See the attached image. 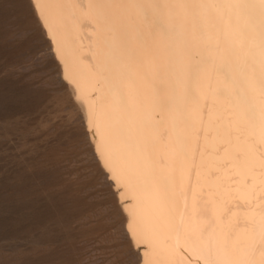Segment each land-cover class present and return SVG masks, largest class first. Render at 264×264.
I'll return each mask as SVG.
<instances>
[{
	"label": "bare ground",
	"instance_id": "obj_1",
	"mask_svg": "<svg viewBox=\"0 0 264 264\" xmlns=\"http://www.w3.org/2000/svg\"><path fill=\"white\" fill-rule=\"evenodd\" d=\"M140 264H264V0H31Z\"/></svg>",
	"mask_w": 264,
	"mask_h": 264
},
{
	"label": "rangeland",
	"instance_id": "obj_2",
	"mask_svg": "<svg viewBox=\"0 0 264 264\" xmlns=\"http://www.w3.org/2000/svg\"><path fill=\"white\" fill-rule=\"evenodd\" d=\"M0 13L5 21L0 36V66L4 69L0 73V117L43 128L46 117H52L55 124L56 116L68 105V114L78 110L86 128L84 105L75 98L73 87L61 79V65L53 53V64L44 75L15 70L21 64L35 67L31 57L36 53L29 54V45L14 39L9 27L21 19L33 21L32 4L0 0ZM46 40L52 52L51 42ZM70 98L75 105L70 104ZM59 130L56 126L27 139L28 150L20 155L15 144L4 147L0 161V262L76 264L86 258L101 264H140V246L124 238L128 218L121 203L118 214L114 212L107 221L115 227L102 226L94 218L93 189L75 182L77 173L60 153ZM87 139L90 142L88 133Z\"/></svg>",
	"mask_w": 264,
	"mask_h": 264
},
{
	"label": "snow or ice",
	"instance_id": "obj_3",
	"mask_svg": "<svg viewBox=\"0 0 264 264\" xmlns=\"http://www.w3.org/2000/svg\"><path fill=\"white\" fill-rule=\"evenodd\" d=\"M26 2L31 5V0ZM9 27L14 39L29 45V54L36 53L31 57L35 67L32 64H21L15 70L26 75L30 72L33 75H44L53 64V55L44 36V27L39 17H35L31 22L21 19ZM4 31L5 21L3 14L0 13V36L4 34ZM3 71V67L0 66V73ZM70 104L75 105V101L71 98ZM45 119L47 123L43 128L39 126L29 128L19 121H6L0 117V161L4 158V147L7 144H15L19 149L17 154H23L28 150L27 139L43 135L45 131L50 132L53 127L59 126L60 153L77 173L75 182L84 183L93 189L94 199L91 207L94 218L102 226L115 227L114 224H107V221L112 219L114 212H117L119 208V188L113 186L114 181L108 180L94 147L87 139V130L80 121L78 110L74 109L72 114H68V105H65L61 113L56 116L55 124L52 123V117ZM77 121H80V127L76 126ZM124 238L128 239L127 233H124ZM131 253L132 248L129 242V255ZM76 264H101V262L81 258Z\"/></svg>",
	"mask_w": 264,
	"mask_h": 264
}]
</instances>
